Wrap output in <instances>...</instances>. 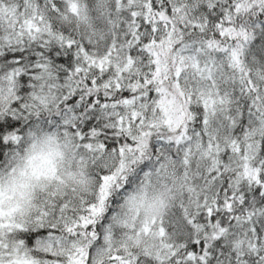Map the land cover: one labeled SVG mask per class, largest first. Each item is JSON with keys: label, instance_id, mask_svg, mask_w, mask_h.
<instances>
[{"label": "snow or ice", "instance_id": "6c2138e0", "mask_svg": "<svg viewBox=\"0 0 264 264\" xmlns=\"http://www.w3.org/2000/svg\"><path fill=\"white\" fill-rule=\"evenodd\" d=\"M0 264H264V0H0Z\"/></svg>", "mask_w": 264, "mask_h": 264}]
</instances>
